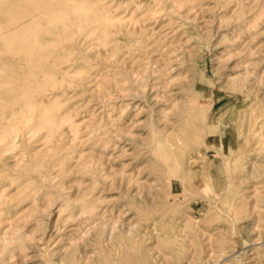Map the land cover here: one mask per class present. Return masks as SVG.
Wrapping results in <instances>:
<instances>
[{
    "label": "rangeland",
    "instance_id": "obj_1",
    "mask_svg": "<svg viewBox=\"0 0 264 264\" xmlns=\"http://www.w3.org/2000/svg\"><path fill=\"white\" fill-rule=\"evenodd\" d=\"M31 1L0 0V264H264V0Z\"/></svg>",
    "mask_w": 264,
    "mask_h": 264
},
{
    "label": "bare ground",
    "instance_id": "obj_2",
    "mask_svg": "<svg viewBox=\"0 0 264 264\" xmlns=\"http://www.w3.org/2000/svg\"><path fill=\"white\" fill-rule=\"evenodd\" d=\"M32 1H33V0H32ZM32 1H31V2H32ZM33 2L35 3L36 1H33ZM100 2H101V1H100ZM35 4H36V3H35ZM179 4H180V3H179ZM181 4H182V2H181ZM70 6H72V5H70ZM100 6H101V5H100ZM183 6H184V5H183ZM78 7H79V6H78ZM80 7H81V6H80ZM101 7L103 8V5H102ZM181 7H182V6H181ZM178 8H179V7H178ZM103 9H104V8H103ZM103 9H102V11H104ZM106 12H107V11H106ZM76 13H77V12H76ZM44 14H45V13H44ZM47 14L49 15L48 12H47ZM75 15H76V14H75ZM105 15H106V14H105ZM100 16H101V15H99V17H100ZM38 17H39V16H38ZM95 18H96V17H95ZM104 18H105V16H104ZM38 19H39V18H38ZM42 19H43V18H42ZM88 20H90V19H88ZM91 20H93V19H91ZM95 20H96V19H95ZM97 20H100V21H101L102 18H101V19L98 18ZM109 20H110V18H109ZM104 21L106 22V20H104ZM104 21L102 20V22H104ZM38 22H39V20H38ZM80 22H81V21H80ZM29 23H30V22H29ZM40 23H41V22H40ZM78 23H79V22H78ZM83 23H84V22H83ZM90 23H93V21H90ZM96 23H97V22H96ZM108 23H109V21L107 22V24H108ZM42 24H43V23H42ZM80 24H81V23H80ZM104 24H105V23H104ZM114 24H115V23H113L112 26H114ZM37 25H38V24H37ZM78 25H79V24H78ZM78 25H77V26H78ZM91 25H93V24H91ZM99 25H100V24H99ZM101 25H102V23H101ZM101 25H100V26H101ZM29 26H30V25H29ZM44 26H45V25H43V27H44ZM79 26H80V25H79ZM82 26H83V24H82ZM96 26H97V25H96ZM100 26H99V27H100ZM26 27H27V26H26ZM114 27L116 28V25H115ZM78 28H79V27H78ZM80 28H81V27H80ZM105 28L107 29V31H108V29H110V28H108V27H105ZM110 30H112V28H111ZM107 31H106V32H107ZM108 33H110V32H108ZM35 34H36V33H35ZM72 34H73V33H72ZM72 34H71V35H72ZM65 35H66V34H65ZM107 35H108V34H107ZM107 35H106V36H107ZM63 38H64V37H63ZM67 38H68V37H67ZM4 39H5V38H4ZM65 40H67V39H65ZM66 42H67V41H66ZM68 49H69V48H67V50H68ZM69 51H70V50H69ZM66 54H69V53L67 52ZM70 54H71V52H70ZM67 57H70V59H71V55H69V56H67ZM66 59H67V58H66ZM68 59H69V58H68ZM71 61H72V60H71ZM65 73H67V72L64 71V74H65ZM64 79H65V78H64ZM6 82H8L9 84H12V83H10L9 81H6ZM11 82H12V81H11ZM30 82H31V81H30ZM34 82H35V81H34ZM40 82H42V81H39V84H40ZM48 82H49V81H48ZM50 82H51V81H50ZM53 82H54V81H53ZM55 82H56V81H55ZM55 82H54L53 84H48V83L45 81V84H47L48 87H49V88L46 87V89H49V90H50V85H51V86H54V85L56 86ZM0 83H3V82H0ZM13 83H15V82H13ZM17 83H18V81H17ZM25 83H26V82H25ZM25 83L23 82V84H25ZM35 83H36V82H35ZM58 83H61V81H60V82L58 81ZM15 84H16V83H15ZM18 84H19V83H18ZM29 85H30V84H29ZM34 85H35V84H34ZM62 85H63V84H62ZM21 86H22V84H20L19 88H20ZM45 86H46V85H45ZM60 86H61V85H60ZM0 87H1V86H0ZM10 87H12V86H10ZM38 87H39V86H38ZM38 87H37V88H38ZM8 88H9V87H8ZM16 88H18V87H16ZM27 88H29V87H27ZM32 88H33V87H32ZM32 88H30V90H32ZM34 88H35V87H34ZM9 89H10V88H9ZM42 89H44V88H43V85H42ZM46 89H44V90H46ZM54 89H56V88L53 87L52 90L54 91ZM7 90H8V89H7ZM14 90H15V89H14ZM16 90H17V89H16ZM44 90H43V91H40V92L43 93ZM52 90H51V91H52ZM24 91H25V90H24ZM24 91H23V92H24ZM33 91H34V90H33ZM7 92H8V91H7ZM12 92H15V91H12ZM12 92H11V90H10L9 93H12ZM37 92H38V90H37ZM40 92H39V94H40ZM57 92H58V91H57ZM25 93H26V92H25ZM31 93H32V92H30V93H28V94L30 95ZM46 93H49V91H48V92L46 91ZM50 93H53V92H50ZM21 94H22V92H21ZM39 94H38V95H39ZM19 95H20V94H19ZM36 95H37V94H36ZM6 96H7V93H6ZM13 96L15 97V94H13ZM23 96H24V95H23ZM30 96H31V95H30ZM34 96H35V95H34ZM43 96H44V95H43ZM45 96H46V94H45ZM51 96H52V95H51ZM56 96H57V95H56ZM17 97H18V96H17ZM37 97H39V96H37ZM40 97H42V96H40ZM40 97H39V98H40ZM48 97H49V96H47V99H48ZM26 98H27V96H26ZM30 98H31V97H30ZM30 98H28V99H30ZM33 98H34V97H33ZM33 98H32V99H33ZM45 98H46V97H45ZM0 99H3V97H1ZM7 99H8V100H7ZM7 99H6V100L9 101V99H10L9 96H7ZM22 99H23V97H22ZM22 99H21V100L19 99V100L22 101ZM24 99H25V98H24ZM28 99H27V100H28ZM40 99H43V97L40 98ZM52 99H53V97H52ZM13 100H14V99H13ZM13 100H11L12 103H13L14 101H16V100H14V101H13ZM33 100H34V99H33ZM1 101H3V100H1ZM4 101H5V100H4ZM38 101H39V100H37V102H38ZM17 102H18V101H17ZM29 102H31V101L29 100ZM32 102H33V104H34V102H36V100H35V101H32ZM39 102H41V100H40ZM39 102H38V103H39ZM9 103H11V102H8V107H7V108H9V106H10ZM12 103H11V104H12ZM38 103H36V104H38ZM41 103L44 104V102H41ZM41 103H39V104H41ZM48 103H49V102H48ZM58 103H59V102H58ZM6 104H7V103H6ZM6 104H5V106H7ZM45 104H46V105H45ZM45 104H44V105L48 108V106H47L48 104H47V103H45ZM50 104H51V105H54V102H52V103H50ZM51 105H50V106H51ZM59 105H60V103H59ZM59 105H57V106H59ZM5 106H4V107H5ZM33 106H34V105H33ZM50 106H49V109H51ZM57 106H56V107H57ZM4 107H3V108H4ZM10 107H11V106H10ZM31 107H32V106H31ZM34 107H35V106H34ZM34 107H32V109H34ZM59 107H60V106H59ZM7 108H6V109H7ZM53 108H54V106H53ZM53 108H52V109H53ZM13 109H15V107H13L12 110H13ZM28 109H29V108H28ZM44 109H45V108H44V106H43V110H41V111H44ZM4 110H5V109H4ZM30 110H31V109H30ZM54 110H55V108H54ZM54 110H53V111H54ZM2 111H3V110H2ZM34 111H35V110H32L31 113H33ZM46 111H47V110H46ZM49 111H51V110H49ZM56 111H57V110H56ZM11 112H12V111H11ZM27 112H28V110L24 113V115H26ZM44 112H45V111H44ZM5 113H6V112H5ZM15 113H16V112H15ZM56 113H57V112H56ZM1 114H2V112H1ZM1 114H0V115H1ZM6 114H7V113H6ZM28 114H29V112H28ZM40 114H42V113L40 112ZM44 114L47 115L46 112H45ZM44 114H43V116H44ZM54 114H55V113H54ZM57 114H58V113H57ZM49 115H50V114H49ZM49 115H47L48 119H46L48 122H49V119H51L52 117H54V115H53V116H51V118H49ZM62 115H63V114H62ZM41 116H42V115H41ZM43 116H42V117H43ZM21 117H22V116H21ZM21 117H20V118H21ZM44 117H45V116H44ZM44 117H43V123H44V121H45V120H44ZM59 117H60V116H59ZM22 118H23V117H22ZM57 118H58V116H57ZM63 118H64V117H63ZM65 118H66V117H65ZM0 119H1V118H0ZM25 119H26V118H25ZM25 119H24V120H25ZM55 119H56V118H55ZM66 119H67V118H66ZM56 120H57V119H56ZM18 121H19V120H17V123L20 122V121H19V122H18ZM64 121L67 123L66 120H64ZM70 121H71V120H70ZM48 122H47V123H48ZM50 122H54V123H55V121H53V120H52V121L50 120ZM71 122H72V121H71ZM15 123H16V122H15ZM15 123H13L12 126L15 127V125H14ZM22 123H23V120H22ZM43 123H42V125H43ZM47 123H46V121H45V125H48V124H49V123H48V124H47ZM59 123H61V122H59ZM66 123H64V124H66ZM19 124H20V123H19ZM19 124H17V125L19 126ZM52 124H53V123H52ZM52 124H51V125H52ZM0 125H1V123H0ZM22 125H23V124H22ZM69 125H70V124H69ZM23 126H24V125H23ZM56 126H57V124H56ZM63 126H64V125H63ZM70 126H71V125H70ZM43 127H44V125L42 126V128H43ZM15 128H16V127H15ZM17 128H18L17 131H19L20 127H17ZM17 128H16V129H17ZM1 129H2V128H1ZM12 129H13V128H12ZM12 129H11V130H12ZM21 129H22V128H21ZM14 131H15V129H14ZM6 132H7V131H6ZM9 132H10V130H9ZM9 132H8V133H9ZM19 132H20V131H19ZM8 133H7V134L4 133V134L8 136V135H9ZM12 133H13V134H14V133L16 134V132H13V130L11 131V134H12ZM57 133H58V132H57ZM17 134H18V132H17ZM52 134H53V136H55V133H54V132H53ZM5 135H3V136H5ZM7 136H6V138H7ZM15 136H16V135H15ZM51 136H52V135H51ZM53 136H52V137H53ZM3 138H5V137H3ZM7 140H8V139H7ZM10 140H11V139H10ZM14 140H15V139H14ZM14 140H13V145H14V142H15ZM51 140H53V138H52ZM7 142H8V141H7ZM3 150H4V149H3ZM0 152H1V151H0ZM52 154H53V153H52ZM42 155H43V154H41V156H42ZM36 156H37V155H36ZM51 156H52L53 158L56 157L55 154H53V155H51ZM57 156H59V155H57ZM48 157H50V153H49V156H48ZM39 158H40V157H39ZM43 158H44V157H41V162H40V160H38V161H39V164L42 163V162L45 160V159H43ZM60 158H61V157H60ZM35 159H38V157L35 158ZM42 159H43V161H42ZM49 159H50V158H49ZM46 160H47V159H46ZM46 160H45V161H46ZM45 161H44L43 163H45ZM48 161H50V160H48ZM48 161H46V162H48ZM56 161H57V160H56ZM34 162H35V161H34ZM37 163H38V162H36L34 166H36ZM48 164H49V163H48ZM50 164H51V163H50ZM40 165H41V164H40ZM43 166H44V165H43ZM49 166H50V165H47V167H49ZM37 167H38V166H37ZM37 167H35V168H37ZM39 167H40V166H39ZM24 169H25V167L23 166V170H24ZM38 169H40V168H38ZM44 169H46V168H44ZM44 169H43V170H44ZM40 170H42V169H40ZM26 171H27V169H26ZM38 171H39V170H38ZM36 172H37V170H36ZM44 172H46V170H45ZM37 173L42 174L43 172L40 173V171H39V172H37ZM1 174H2V172H1ZM43 175H44V174H43ZM1 176H2V175H1ZM4 176H5V175H4ZM26 180H27V179H26ZM25 183H27V182H25ZM27 187H28V186H27ZM31 191H32V190H31ZM26 194H27V193H26ZM28 197H29V196H28ZM82 208H83V207H82ZM88 208H89V207H88ZM88 208L85 207V208H83V210H86V209H88ZM89 210H90V209H89ZM73 214H74V212H73ZM68 216L70 217V215H68ZM96 216H97V215H96ZM73 217H74V216H73ZM91 217H92V216H91ZM91 217H90V218H91ZM71 218H72V217H71ZM75 218H76V217H75ZM69 220L71 221V219H69ZM92 220H93V219L91 218V221H92ZM98 220H99V219H98ZM93 221H94V220H93ZM93 221H92V222H93ZM96 221H97V220H95V222H96ZM101 221H102V219H101ZM98 223H99V222H98ZM91 224H92V223H91ZM93 224H95V223H93ZM113 224L115 225V223H113ZM113 224H112V226H113ZM88 225H89V224H87V226H88ZM90 227H91V226H90ZM86 228H87V227H86ZM86 228H85V232H86ZM90 229H92V228L87 229V233H88V230L90 231ZM95 229L97 230V233H98V231L100 230V229H97V226H96ZM92 230H94V229H92ZM92 230H91V231H92ZM82 232H83V230H82ZM128 232H129V230H128ZM109 233H110V230H109ZM126 233H127V232H126ZM82 234H83V233H82ZM88 234H89V233H88ZM98 234H99V237L97 238V242H98V245H99V247H100V249H98L99 252H100L101 249H102V239H101L102 232L100 231ZM108 240H109V239H108ZM84 244H85V243H84ZM105 249H106V250H105ZM105 249H104V253H106V254H105L106 257L110 258V257L112 256V254L109 253L108 251H111L112 247H110L109 245H106V246H105ZM123 249H124V248H123ZM83 250H84V249H83ZM242 250H243V249H242ZM85 252H86V251H85ZM63 253H64V252H63ZM75 253H76V252H75ZM102 253H103V252H102ZM61 255H63V254H61ZM73 257H74V256H73ZM87 258H88V257H87ZM87 258H86V259H87ZM61 259H62V260H65V259H66V255L62 256ZM73 259H74V258H73ZM86 259H85V260H86ZM105 260H106V259H105L104 254H103V255L101 254V255H99L98 259H96V262H97V264H106V263H105ZM113 261H115V260H113ZM69 262H70V261H69ZM84 262H85V261H84ZM108 264H112V263L109 261Z\"/></svg>",
    "mask_w": 264,
    "mask_h": 264
},
{
    "label": "crops",
    "instance_id": "obj_3",
    "mask_svg": "<svg viewBox=\"0 0 264 264\" xmlns=\"http://www.w3.org/2000/svg\"><path fill=\"white\" fill-rule=\"evenodd\" d=\"M225 142H226V144L228 145V138H227V135L225 134Z\"/></svg>",
    "mask_w": 264,
    "mask_h": 264
}]
</instances>
